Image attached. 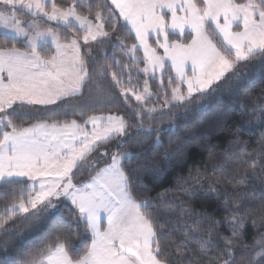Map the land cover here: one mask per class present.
I'll use <instances>...</instances> for the list:
<instances>
[{
    "label": "snow or ice",
    "instance_id": "6c2138e0",
    "mask_svg": "<svg viewBox=\"0 0 264 264\" xmlns=\"http://www.w3.org/2000/svg\"><path fill=\"white\" fill-rule=\"evenodd\" d=\"M0 32V232L22 216L45 233L0 264H264V232L244 241L246 221L264 228V144L234 145L227 168H190L155 198L142 177L156 182L163 170L139 163L137 150L165 148L155 121L222 102L231 80H264V0H0ZM106 46L128 61L115 52L98 61ZM254 60L260 71L242 76ZM256 111L264 122V101ZM163 156L180 161L184 149ZM256 181L259 196L249 191ZM198 192L216 193L224 223L190 206ZM225 223L231 236L218 233Z\"/></svg>",
    "mask_w": 264,
    "mask_h": 264
},
{
    "label": "trees",
    "instance_id": "16d2710c",
    "mask_svg": "<svg viewBox=\"0 0 264 264\" xmlns=\"http://www.w3.org/2000/svg\"><path fill=\"white\" fill-rule=\"evenodd\" d=\"M65 2H70V0H65ZM87 2H90V0H85V3ZM125 37H127V33H124L122 38ZM128 42L130 44L132 40L129 39ZM113 52H115L118 59L128 61L127 56H123L119 49H113L111 46H106L103 52L94 51L93 56L98 61L103 62L104 56L111 55ZM139 55L142 56V53ZM143 66V64H140V67ZM238 71L242 76L251 71L259 72V61L254 60L243 64L238 68ZM132 74L134 83H143L142 73L139 74L141 79H136L137 74L135 69H133ZM108 79L110 80V76ZM237 84H239V90L233 94L230 89L235 88ZM106 86L107 84L105 83ZM217 96L221 98L222 102L218 103L217 99L202 101V104H206V107L202 111L192 110L186 112L181 109L176 113L173 120L164 119L163 121L158 120L154 122L153 127H158L162 130L160 138L165 144V148H161L158 151H145V149L149 148V145H144L143 148L137 149L138 151L144 152L139 163H147L150 169H162L163 171L160 174L159 180L156 182H153L152 175H144L142 177L143 183L151 188V191L145 193V195L155 198L158 193H163L166 189H174L176 186V178L179 176H187L190 168L199 169L201 172L207 170L209 173H211L214 164L223 165L227 168L229 165L225 151L232 152L234 145L246 148L248 153H253L254 150L260 149L262 144H264V122H262L258 111H256V105L264 101V80L256 83H249L247 80H231L223 86ZM118 110L123 111L122 108L112 109V111ZM91 114L101 115L102 113L97 111ZM103 114H107V110H104ZM156 115H159V113H156ZM71 118L79 119L78 117ZM170 124L174 125V130H169ZM135 131V128L130 129V134H134ZM153 139H155V136H153ZM185 140H189L191 143L184 144ZM169 142L172 145L171 149L168 147ZM134 143V141H130L125 150H134ZM115 144L116 141H112L111 144L105 145V147L115 152L117 151L114 147ZM177 145L184 149V156L181 160L177 161L175 158L165 160L163 156L165 150L174 151ZM210 150L215 153L211 159L209 157ZM147 157H152V159L148 160ZM204 187L208 188V184L205 183ZM216 187L222 189V185H217ZM249 191L259 196V182H250ZM215 195V192H209L208 194L198 192L192 199L190 206L197 211H206L214 219L221 220L224 223L223 218L230 214L225 211L221 203L214 199ZM168 199L173 200L176 204L179 203L175 200L171 192L169 193ZM222 199L223 197H221ZM251 206L255 207V204ZM168 211H170V208L162 209V212ZM68 213L69 206L66 202L63 209L65 220L69 219ZM257 215H259L258 212ZM176 218L175 216L173 217V219ZM15 219V228L9 229L7 234L0 232V257H3L7 253L8 258L13 261L17 260L20 255H25L28 251H31L33 245L39 244L45 234L43 230H33V225L37 224L36 221L22 222V216H17ZM173 227L183 228V224L176 223ZM260 232H264V228L257 229L253 227L251 220L246 221L244 241L251 246L253 238L257 237ZM218 233L231 236V232L227 230L226 223L218 229ZM250 250L251 248H249ZM236 251L246 254L239 247Z\"/></svg>",
    "mask_w": 264,
    "mask_h": 264
},
{
    "label": "rangeland",
    "instance_id": "374dc122",
    "mask_svg": "<svg viewBox=\"0 0 264 264\" xmlns=\"http://www.w3.org/2000/svg\"><path fill=\"white\" fill-rule=\"evenodd\" d=\"M0 35H2V32H0ZM85 177H86V175H84V176H78L77 179L82 181V180H84Z\"/></svg>",
    "mask_w": 264,
    "mask_h": 264
}]
</instances>
